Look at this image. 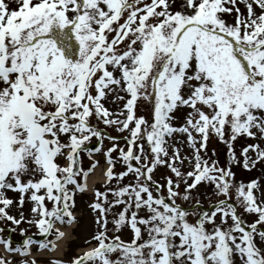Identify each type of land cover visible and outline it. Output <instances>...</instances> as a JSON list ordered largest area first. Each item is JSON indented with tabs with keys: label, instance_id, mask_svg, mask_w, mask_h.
<instances>
[{
	"label": "snow or ice",
	"instance_id": "1",
	"mask_svg": "<svg viewBox=\"0 0 264 264\" xmlns=\"http://www.w3.org/2000/svg\"><path fill=\"white\" fill-rule=\"evenodd\" d=\"M240 2L243 12L237 0H181L178 7L177 0H0V220L34 223L42 237L33 240L21 228L24 239L13 246L10 234L0 235L6 252L30 256L33 244L55 250V240L64 236L55 225L77 222L74 197L86 187L79 177L98 163L83 169L81 154L99 153L105 138L121 139L93 124L94 115L128 133L126 149L112 143L103 153L105 190L94 189L88 204L96 231L85 241L96 246L54 264H264V230H258L264 189L257 179L236 182L231 170L241 163L233 146L238 137L264 140V0ZM233 11L230 21L226 14ZM121 92L128 97L123 110L104 106L109 96L124 99ZM141 99L151 105V123L135 114ZM182 107L190 111L174 126ZM176 134L186 137L191 156H181L176 144L182 141L169 144ZM213 135L227 145V168L207 154ZM91 138L94 148L88 147ZM61 156L67 166L56 162ZM240 156L250 170L264 162V147L247 144ZM185 161L187 172L176 166ZM117 163L124 166L118 173ZM158 166L176 179L163 185L154 180ZM129 174L133 180L121 186ZM113 181L116 188L108 186ZM181 183L183 193L176 190ZM200 183L223 199L208 210L199 193L187 207L176 203L178 196L192 201L190 190ZM9 190L19 193L21 209L31 201L30 212L39 219L10 214ZM115 205L123 207L110 221ZM237 206L258 219L246 223ZM190 215L197 217L194 223ZM129 226L130 241L109 235ZM0 264L12 260L0 257Z\"/></svg>",
	"mask_w": 264,
	"mask_h": 264
},
{
	"label": "rangeland",
	"instance_id": "2",
	"mask_svg": "<svg viewBox=\"0 0 264 264\" xmlns=\"http://www.w3.org/2000/svg\"><path fill=\"white\" fill-rule=\"evenodd\" d=\"M180 2H181V0H177V7L179 6ZM236 6L239 7L242 12L245 11V6L243 3L240 2V0H237ZM256 11L258 12L259 9H256ZM234 16H235L234 11L231 14H226V18L229 19L230 21L234 18ZM119 95L123 96L124 99L114 100L111 96H109V99L102 101V103L104 104L105 107H107L112 112H115L118 108L120 110H123L122 105L124 103H126V100L128 97L123 92L119 93ZM150 109H151V105L147 101H144L141 99L138 101V104L135 108V114H136V116H144L149 121V123H151V111H150ZM188 111H190V109L183 108V107L176 110L174 115L177 118L172 121V124L174 126H179L180 124L184 123V118H185ZM91 122L93 124L99 125L102 129H105L107 131V133L110 134L111 136L121 137V139L116 140V141H111V140L105 138L102 142V149L99 153H93L91 156H89L87 153L81 154L82 168L83 169H88L90 167V165L93 164V162H98V163L94 164V166L91 167V170L95 169L96 166H100V167L105 168L107 170L108 164L106 163V158H104V154H103L104 150H106L108 147H110L112 143H117L121 147H124L126 149V142L123 139V137L128 135V133L116 131L114 126H107V127L104 126L99 120H97V118L94 115L91 117ZM254 131H256V130L254 129ZM61 139L63 140L64 137L62 136ZM177 141L183 142L182 144L181 143L176 144L177 147H181V153H180L181 156L182 157L183 156H191V149L187 145L186 137L182 136L180 134H176L173 137V139H171L169 141V144L171 145L173 142H177ZM253 143H259L262 147H264V140L238 137L234 141V145H233L234 151L236 153V156L241 160V163H233L231 165V170L235 173L236 182L247 183L253 179H257L260 187L262 189H264V162H257L255 167L251 168L250 170H246L242 166V157L240 156L241 149L245 145L253 144ZM96 144H97V140L95 138H91L90 142H88V147L94 148L96 146ZM144 147L147 150V143L146 142L144 143ZM213 149L215 150L214 156H213ZM171 150H172L171 147H169L170 153H171ZM66 151L67 150H65V152ZM207 154L211 159L218 160L219 166L225 167V168L229 167V164H228L229 157L227 154V145L219 142V140L214 135L210 136V138L207 142ZM250 154L254 158V153H250ZM112 155L114 157L118 156V151H114L112 153ZM56 162L60 166H67V164H68L66 162V156L57 157ZM209 162H211V160ZM133 163H135V162L133 161ZM176 166L179 167L181 169V171H183V172H187L190 170L187 161H185V163L183 165H180L177 162ZM122 170H124V166L121 163H117L115 165L114 171L118 173ZM89 173L90 172H88L87 175H89ZM168 177H171L173 180L176 179L175 176L169 171V169L166 166H158L153 173V179L158 181L162 185L166 183V178H168ZM84 178H85V176L83 174H81V176L79 177V182L85 183ZM132 180H133V177L131 174H129L127 177L124 178L121 186L123 184L129 183ZM189 183H191V180H189ZM108 186L111 188H116L117 184L115 183V181H113ZM94 189L103 192L105 190V181L102 183L96 184L94 186V188L88 192L86 191V188H85V190L82 194L77 193L74 197L75 207L72 208V212H73V215L76 218L77 222L74 223V227L70 231L71 237L66 242L65 249L62 252V254L59 257L54 256L51 258L35 257L36 264L37 263L52 262L54 260L55 261H57V260L69 261L72 258L81 255L84 252L83 249L87 248L90 250L91 248H94L96 246L95 240H91L90 242H87V243L85 242L91 236H93L95 234V231H96V226L94 224V217H95L96 213L94 211L90 210V208L88 207V204L93 202V200H94ZM176 190L180 193H183L185 190V185L183 183H181L179 188ZM190 191H192V194L194 197V199L192 201L186 202L178 196L176 198V203L183 206V207H187L188 203H195V194L199 193L200 194L199 195V201H200L201 205L204 207L205 210H208L210 204L214 203L217 199H223V197H217L216 195H214L213 187L211 185L205 184V183L198 184L194 190H190ZM162 194L165 196L167 195L166 189L163 190ZM254 194L259 195V193L256 192L255 190H254ZM6 196L10 197L14 200L13 205H11L9 208L10 214L19 218V213L22 211L26 220L39 219L38 215L30 212V208L32 206L31 201L26 199L24 204H23V208L21 209L20 207H18V197H19L18 192L9 190L6 192ZM108 196H109V200L113 199L111 192L108 193ZM230 199L233 203L236 202V194H235L234 190L231 192ZM45 203H46V207L51 209V207H52L51 202L45 201ZM122 207H123V205H115L113 207L112 213L109 215L110 221L112 219V215L119 212L122 209ZM237 211H238V213H240L242 215V219L248 224H250V223H252L258 219L255 214L243 213V209L240 208L239 206H237ZM139 214L140 215H147L146 211H144V210H141ZM196 218L197 217L190 215L188 217V220H189V222L194 223ZM216 222L219 223V214L216 217ZM228 223L231 224L230 218L228 220ZM61 225H64V227L68 226V224L57 223L55 225V228L57 229V227L61 226ZM109 227L111 228V224L109 225ZM207 227L210 228L211 225H207ZM9 228L15 229V231H12L11 233H9V231H8ZM21 228H23L25 230V233L27 235H30L33 240L36 239L37 241H39L42 239V237L38 234V229L35 227L34 223L22 222L20 225L17 226V225H12L8 221L0 220V229H3V231L0 232V235L7 237L10 234L11 239L14 242L13 246H15V244L22 243V240L24 239V237L20 234V231H19V229H21ZM258 230H264V225H260ZM115 234H119L121 236V238L124 239L125 241H130L132 239V233L130 231V226L123 228V230L120 231L119 233H114L112 231L109 232L110 236L115 235ZM53 237H54V233L52 235H49L47 239L53 240ZM30 249L33 250L34 252H37V251L41 252V250H38V247L36 244L31 245ZM0 257L4 258L6 260L8 259L3 254H1V251H0ZM9 259L12 260V264H19V261L21 259L31 261L33 258L30 259L29 256L16 257L14 255H10ZM237 264H240L238 259H237Z\"/></svg>",
	"mask_w": 264,
	"mask_h": 264
},
{
	"label": "bare ground",
	"instance_id": "3",
	"mask_svg": "<svg viewBox=\"0 0 264 264\" xmlns=\"http://www.w3.org/2000/svg\"><path fill=\"white\" fill-rule=\"evenodd\" d=\"M105 170H106L105 168L98 166L93 171V173L88 176L87 182H86V191L87 192L92 190V188L97 183L103 182L105 180V176L103 174V172H105ZM73 227H74V223L67 226V227H58V228H60V231H62L64 233V236L55 242L56 248L51 254H46V253L34 254V253H31L30 257L33 258V257L40 256V255H44L45 257H50V255L55 256V257H59L65 249L66 242L71 237L70 231ZM85 250H87V249H85ZM49 264H54V263H49Z\"/></svg>",
	"mask_w": 264,
	"mask_h": 264
}]
</instances>
